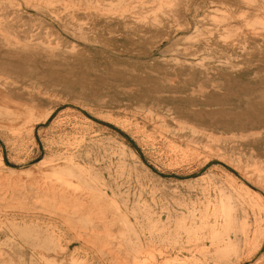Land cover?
I'll use <instances>...</instances> for the list:
<instances>
[{
    "label": "rangeland",
    "instance_id": "374dc122",
    "mask_svg": "<svg viewBox=\"0 0 264 264\" xmlns=\"http://www.w3.org/2000/svg\"><path fill=\"white\" fill-rule=\"evenodd\" d=\"M141 1L147 9L156 5L153 0ZM211 1L207 2L208 12L216 10L222 19L230 16V10L237 13L233 20L242 19L244 3L226 0L217 7ZM202 5L206 8L203 0H179L174 12L167 7L160 11L162 20H158L163 21L167 30L155 28L153 46L145 47L146 55H137L145 54L137 49L138 46L127 49L120 43L110 47L109 53L118 62L145 60L147 63L136 64L144 74H152L156 67H151L156 64L163 67L183 62L186 57L177 49L198 42L195 29L182 30L188 18L201 14L199 19L205 26L218 24L213 16H204ZM13 15L19 20L16 26L21 25L31 34L41 29L49 40L57 38L65 51L70 50L67 48L69 42L75 44L80 61L95 60L103 64L113 60L106 51L105 56L99 53L104 49L99 42L85 43L70 29L35 11L27 0H8L0 6V20L4 17L2 21L6 18L11 24ZM169 30L175 31V41L165 38ZM81 34L87 39L95 37L94 31L89 29ZM232 58L243 60L242 57ZM16 91L21 93L20 98L14 96ZM239 95L228 96V92L218 91L212 97L222 99V103L213 104L206 98L209 105L204 109L212 113L215 109L236 107L238 100H244L242 94ZM195 96L205 100V96ZM71 98L64 91H47L36 73L0 68V264H44L40 254L46 253L49 245L53 251L61 244L63 247L59 249L70 247L72 252L76 244L81 246L76 242H84L76 238L88 232V221L66 219L62 207L47 201L41 194L51 181L64 176L55 171L56 165H46L69 159L76 162V170L91 176L97 187L103 186L100 190L103 195L77 185L76 178L73 179L76 185L57 182L59 187L76 189L77 194H82V207L92 209L96 218L104 213L110 218L116 217L119 209L142 235L152 239L153 246L138 264H176L171 254L174 253L173 232L184 229L187 224L177 222L174 216L169 217L167 207L186 206L185 201L190 197L197 223L209 222L207 240L218 241L222 248L208 244L193 254L186 253L181 257L190 260L187 264H264V239L258 245L254 238L264 229V151L254 146L252 139L237 134L224 135V128L218 124L205 125L215 134L200 128H194L196 132L193 133L190 130L196 123L193 119L156 106L140 108L128 94L119 91L102 93L104 100L117 99L115 105L106 108ZM240 106L243 110L244 106ZM192 109H199V106L194 105ZM263 137L260 135V139ZM43 163L47 164L42 166ZM244 188L252 195L243 196ZM22 190L25 196L20 195ZM105 193L110 199L103 201ZM242 205L250 211V218L244 221L237 210ZM21 213L38 216V220L51 217L61 225L59 238L49 241L46 225L35 221L34 217L24 221ZM227 238L235 241L226 244ZM88 244L93 246V243ZM126 249L133 252L131 247ZM61 252L56 254L59 259L63 256ZM91 253L95 255V249ZM194 256L201 260H192Z\"/></svg>",
    "mask_w": 264,
    "mask_h": 264
},
{
    "label": "bare ground",
    "instance_id": "6f19581e",
    "mask_svg": "<svg viewBox=\"0 0 264 264\" xmlns=\"http://www.w3.org/2000/svg\"><path fill=\"white\" fill-rule=\"evenodd\" d=\"M7 1L0 0V6ZM225 1L212 0L211 3L220 7ZM234 1L245 4V10L241 15L243 17L239 21L233 20L237 14L234 11L229 10L230 16L222 17V19L217 16L216 10L208 12V0H203L206 6V8L201 6L204 16L207 17L208 14L213 16L218 22L217 26H205L199 19L201 14L188 18L189 21L182 25V30L195 29L198 33V42L189 47L177 49L186 57L183 62H175L163 67L156 64L151 67H156L152 70V74H144L137 69L136 64L147 63L145 60L118 62L112 58L109 48L117 43L126 46L127 49H132L129 46L134 45L140 47L136 48L145 53H139L138 56L146 55L145 47L153 46L152 38L156 34L155 28L162 27L163 30H167L163 21L158 20L162 18L159 12L166 7L167 10L174 12L173 8L178 7L179 0H153L156 5L149 9L141 0H27L32 3L35 11H39L42 16L50 18L59 26L70 29L85 43L99 42L98 44L104 48L99 53L105 56L106 51L113 60L103 64H98L95 60L80 61L81 55L76 51L75 44L69 42L70 45L67 48L70 50L65 51L59 46L60 41L57 42V38L49 40L48 35L45 37L47 33L44 34L41 29L31 34L21 25L16 26L19 20L13 15L11 24L6 18L2 21L4 17L0 20L2 44L0 45V68L19 73H36L46 85L47 91H64L66 95L72 96L71 99L104 108L115 105L117 99L104 100L102 93L119 91L121 94H128L140 108L149 109L156 106L158 109L172 110L179 112L181 116L193 119L196 122L190 127L193 133L196 132L194 128L213 133L205 127L206 123L218 124L220 128H224V135L237 134L241 138L248 140L250 138L254 146L264 151V137L260 139V135H264V0ZM144 9H146L145 12ZM154 10L156 13H152ZM222 22L224 24L220 25ZM84 29L94 31L95 37L84 38L81 34ZM174 32L167 31L165 38L175 41ZM4 46H7V49H4ZM232 56L242 57L243 60H235ZM129 91L135 92L131 94ZM218 91H226L228 96H240L241 93L244 100L242 102L238 100L239 105L236 107L215 109L214 112L209 113L204 109L209 105L206 98L213 101V104L222 103V99L212 97ZM197 94L205 96V100H198L195 96ZM14 96L20 98L21 93L16 91ZM194 105L199 106V109H192ZM240 105L244 106L243 110H240ZM210 138L213 140L212 137ZM256 152L260 154L259 151ZM260 156L263 158L261 154ZM67 161L42 164V166L56 165L55 171L64 176L51 181L41 194L52 204H59L66 219L87 220L88 232L83 236L77 235L76 240L84 239V242H76L81 246L76 244L72 252L70 247L59 249L63 247L61 244L53 251L49 245L47 252L40 254L43 263L68 264L67 261H72L71 264H138L142 255L153 246L152 239L142 235L135 224L131 223L119 209L115 213L116 217L110 218L111 216L104 213L102 217L96 218L92 209L82 207L84 199L82 194H77L76 189L59 187L57 182L76 185L74 181L76 178L77 185L86 189L91 188L103 195V192H100L103 186L97 187V184L92 182L91 176L76 170V162L72 159ZM10 177L12 178V175ZM104 184L106 186V180ZM105 194L103 201L110 199V195ZM241 194L252 195L247 188H244ZM20 195L25 196L26 192L22 190ZM191 201H193L192 197L185 201L186 206L167 207L169 217L174 216L177 222L183 221L187 224L184 229H181L182 231L177 229L173 232L174 253L171 254L175 257L176 264H187L190 260L181 256L186 253L193 254L208 244L210 247L222 248L218 241L207 240L206 225L209 222L204 225L197 223L195 208ZM256 205L260 206L258 203ZM237 210L242 221L250 218V211L245 205L238 206ZM24 215L21 213L20 217L24 221L26 218L34 217L35 221L40 220L46 225L49 241L59 238L61 225L51 217L38 220V216ZM254 238L260 245L264 239V229L257 232ZM234 241L232 238H227L226 244L231 245ZM85 242L93 243V246ZM221 243L226 245L222 241ZM127 246L131 247L133 252H128ZM91 248L95 249V255L91 253L93 252ZM60 250L63 256L59 259L56 254ZM206 254L209 252L207 251ZM192 260L200 261L201 258L194 256Z\"/></svg>",
    "mask_w": 264,
    "mask_h": 264
}]
</instances>
